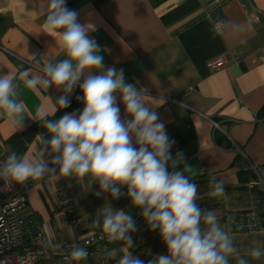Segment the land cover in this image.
Here are the masks:
<instances>
[{"label": "crops", "instance_id": "1", "mask_svg": "<svg viewBox=\"0 0 264 264\" xmlns=\"http://www.w3.org/2000/svg\"><path fill=\"white\" fill-rule=\"evenodd\" d=\"M66 6L79 13L81 24L95 26L89 36L100 45L105 65L80 72L70 92L66 84L45 83L51 79L48 65L70 59L61 43L64 29L46 26L51 0H0V77L12 79L10 99L21 107L19 113L0 107V158L5 165L13 154L17 161L45 165L41 177L22 183L24 211L45 227L53 250L92 229H105L106 216L123 212L134 221V229L126 232L132 245L115 239L108 256L118 264L126 255L143 264L171 257L160 227L143 215L144 205L133 203L127 184L104 190L90 174L61 176L55 162L61 153L50 147L53 134L47 123L65 114L78 118L84 108L80 85L115 67L124 70L126 83L158 112L175 141L166 169L196 185L201 238L210 229L204 218L212 215L234 249L226 254L227 264H264V215L259 233L230 230L227 223L229 212L248 209L262 197L248 182L255 178L251 165H264V116L258 113L264 104V0H229L213 9L204 8L201 0H66ZM217 19H223L220 31L214 26ZM218 57L224 64L208 67ZM72 69L77 70L75 61ZM33 79L37 82L30 85ZM113 95L119 119L127 125L133 117L122 93ZM62 96L70 101L67 107L59 104ZM129 135L131 146L139 149L136 133ZM217 185L223 192L214 194ZM75 216L81 223L70 222Z\"/></svg>", "mask_w": 264, "mask_h": 264}, {"label": "clouds", "instance_id": "2", "mask_svg": "<svg viewBox=\"0 0 264 264\" xmlns=\"http://www.w3.org/2000/svg\"><path fill=\"white\" fill-rule=\"evenodd\" d=\"M51 7L53 11L47 17L46 26L49 31L64 29L60 33L61 43L70 59L56 66L48 65L46 72L51 79L45 83L66 84L65 91L70 92L84 69L105 67L104 57L99 54L98 42L89 36L95 26L81 24L79 13L67 8L66 0H51ZM72 61L76 62V71L72 69ZM36 82L33 79L29 84ZM80 88L82 96L78 99L82 100L84 108L79 117L65 114L58 122L46 125L53 134L52 151L61 153L55 161L60 165L59 174L74 173L79 178L90 174L93 179H99L104 190L113 184H127L133 203L145 206L143 215L154 222L153 227H160L171 253V257L161 256L158 262L149 264H227L226 254L234 251L230 239L214 223L212 215L204 218L210 229L201 238L200 210L194 203L196 185L181 172L170 174L167 171L169 149L175 141L170 140L158 112L146 105L133 84L126 83L124 70L109 67L106 72L89 76ZM117 90L122 93L126 111L133 117L127 125L119 119L120 109L113 95ZM12 92V79L0 77V107L19 113L20 105L10 99ZM69 103L66 96L59 98L62 107ZM130 131L136 133L139 149L131 146ZM178 162L173 161V167ZM45 171L42 162L34 166L25 160L17 161L14 154L5 167V174L16 183L39 178ZM111 191L113 195L119 194L118 188L112 187ZM222 192L223 187L217 185L214 194ZM153 208L155 211L150 212ZM104 228L111 239H125L132 245L131 237L125 236L134 229L131 216L123 212L108 215ZM72 255L80 260L87 253L77 249ZM252 255L258 257L260 252L254 250ZM120 264H143V261L126 255Z\"/></svg>", "mask_w": 264, "mask_h": 264}, {"label": "built area", "instance_id": "3", "mask_svg": "<svg viewBox=\"0 0 264 264\" xmlns=\"http://www.w3.org/2000/svg\"><path fill=\"white\" fill-rule=\"evenodd\" d=\"M203 7L213 9L229 0H201ZM223 19H217L214 26L221 30ZM224 64L222 57L207 63L208 67L219 69ZM5 162L0 158V264H118L108 256V247L113 239L105 229L95 228L81 239L66 241L60 250H53L52 239L45 227L30 219L24 209L27 196L24 185L12 181L5 174ZM255 178L248 182L250 187H258L262 197L245 210L227 214L230 230L259 233L264 215V165H251ZM71 223H81V217L71 218ZM143 229L146 226L142 227ZM126 236V233H125ZM83 249L87 255L77 260L74 250Z\"/></svg>", "mask_w": 264, "mask_h": 264}, {"label": "trees", "instance_id": "4", "mask_svg": "<svg viewBox=\"0 0 264 264\" xmlns=\"http://www.w3.org/2000/svg\"><path fill=\"white\" fill-rule=\"evenodd\" d=\"M258 113H259L260 116H264V104H263V106L261 107V109L259 110Z\"/></svg>", "mask_w": 264, "mask_h": 264}]
</instances>
